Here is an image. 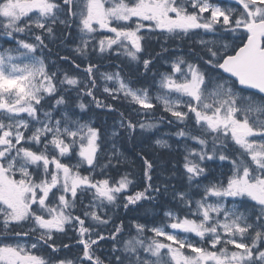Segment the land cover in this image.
Returning <instances> with one entry per match:
<instances>
[{
	"label": "snow or ice",
	"instance_id": "obj_1",
	"mask_svg": "<svg viewBox=\"0 0 264 264\" xmlns=\"http://www.w3.org/2000/svg\"><path fill=\"white\" fill-rule=\"evenodd\" d=\"M232 2L236 7L213 0H0V34L17 44L0 52V264H76L71 259L50 261L33 251L47 246L56 252L55 233H64L67 225H78L77 243L83 246L79 264H103L93 245L105 237L96 233L93 239L94 229L85 226V219L107 224L98 209L105 202L115 204L133 183L129 174L116 181L96 179L95 170L100 168L98 174L103 176L111 157L119 163V152L113 145L111 157L101 164L100 130L73 119L65 96H57L60 86L67 85L64 91L75 87L91 97L96 107L114 110L94 95L96 65L84 69L89 79L80 88L82 82L67 73L57 81L38 53V48L47 47L45 34L55 38L57 25L71 29L74 24L80 33L76 54L86 56L95 34L104 30L111 35L96 41L94 51L118 55L122 51L137 62L144 51V29L171 35L203 30L215 37L199 41L204 55L198 59L204 68L177 58L172 71L161 75L162 92L155 97L177 121L184 123L191 116L199 131L197 135L180 129L175 135L200 146L186 149L183 163L189 186L195 182L198 190L203 188L200 199L194 201L189 192L173 190V199L187 213L165 212V222L148 229L153 236L147 244L141 238L145 225L137 224L138 235L124 243L128 255L116 256V264H264V0ZM33 29L40 30L34 34L35 42L17 39V34L33 33ZM224 35L233 37L232 45ZM142 63L147 70L152 61L143 59ZM103 78L118 85L103 89L113 99L122 94L142 110L155 107L147 88L134 89L119 73H105ZM236 85L241 89L236 90ZM245 90L256 91L244 94ZM53 96L55 105L42 110L46 97ZM62 105L65 110L57 118L53 112ZM77 106L87 108L83 102ZM119 127L131 134L137 124L125 122L121 113ZM138 127L144 130L155 125L140 123ZM119 135L118 130L112 132L113 137ZM155 143L169 147L166 141ZM229 144L238 149L235 155L229 154ZM73 157H78L74 164ZM141 158L147 183L142 191L125 197V208L154 200L152 193L161 192L151 182L153 163ZM215 160L228 162V173L202 185L201 178L207 179L209 172L204 162ZM84 166L88 174L81 172ZM164 191H168L167 184ZM85 193H91L92 199L82 218L73 211ZM228 198L231 206L225 203ZM28 222L27 231L11 230ZM119 232L117 227L110 238L115 240ZM21 237L32 242H9Z\"/></svg>",
	"mask_w": 264,
	"mask_h": 264
},
{
	"label": "trees",
	"instance_id": "obj_2",
	"mask_svg": "<svg viewBox=\"0 0 264 264\" xmlns=\"http://www.w3.org/2000/svg\"><path fill=\"white\" fill-rule=\"evenodd\" d=\"M160 41H146L143 43L144 51L140 53V61L135 63V67L130 61H123L119 58H113L110 54L105 53L94 56L79 57L71 56L68 54H60L59 51H55L56 59H58L63 66L60 70H68L79 75L82 80L80 88L84 87V84L88 81V75L84 69L88 64L96 65L94 69V77L96 80V89H100V79L98 77L99 71H104L116 67L122 71L126 79H129L135 86H142L146 84H152L156 76L161 70H163L161 58L164 57L162 49L159 45ZM186 44V43H184ZM51 46V44H50ZM52 47V46H51ZM52 51V48H49ZM187 52L197 53L194 49L188 50ZM61 57H69L70 59L65 61ZM143 59H150L152 63L149 68L145 70L143 66ZM74 62V63H73ZM75 65H80L79 68H76ZM67 87V86H66ZM90 87V85H89ZM78 92V89L70 90L69 93L73 94ZM82 93V92H78ZM82 95H84L82 93ZM96 97L102 101L104 104H111L114 110H109L107 108H98L95 103L90 100H87L84 97V102L88 107V113L84 115L85 120L92 121L94 127L98 128L101 132L103 139L110 140L112 138L111 131H108L106 127L108 126L111 130V127L116 126L117 118H121V113H123V118L131 120L133 123L137 124V119L132 117L131 110L126 107L121 108L120 104L116 100L107 99L105 95L97 93ZM119 101V100H118ZM77 101H73L72 104L75 105ZM47 106V100L43 102V108ZM169 122L163 115H156L154 120L162 121L163 124L168 125L169 123V137L174 141L178 139L185 140L184 146L188 148L190 146V140L184 137H178L175 133L180 129L190 130L194 134H199L198 130L194 131V121L189 117V119L181 123L176 120V118L171 115L168 116ZM171 121V123H170ZM197 134V135H198ZM209 139V148L211 147V137ZM172 140V141H173ZM173 141V143H174ZM120 143L122 150L125 151L127 159L131 160L130 166L125 162L123 163H111L110 167L104 169V175H99L97 172L95 175L96 179L109 178L112 181L119 180L121 176L129 174V179L133 181L129 188L123 193L119 194L117 202L115 204L106 203L108 212L104 215L108 220L107 224H97V222L90 219H85V226L91 227L94 229L92 238L96 239V233L104 236L105 239L98 240L97 244L93 245L95 255L97 257H102L103 254L111 256L110 264H116L115 257L121 256L120 253L123 252V244L129 236L136 237L137 229L136 226L129 223L128 220L135 219L146 222L148 220L157 219L155 214L157 211L164 208H168L173 212L183 216L187 213L186 209H183L180 206V203L177 200L173 199L172 192L173 190L181 191H190L189 182L187 180V175L183 169L184 156L186 152H181L179 150H159L150 145V142L146 137L139 135H130L128 132L122 130L120 134ZM233 144H229L228 152L231 155H235L238 150ZM174 148V147H172ZM146 157L150 160L154 167L152 169V184L153 186H159L161 188L160 193L153 192L152 195L156 198L154 200H142L135 205H129L128 208L124 207L126 202L125 197L132 195L135 192L142 191L146 186L147 181L144 178V165L143 159L141 157ZM101 163H104L103 157L100 160ZM107 161H105V164ZM132 166V167H131ZM168 185V191H164V185ZM87 199L83 203L76 205L77 208L73 211V215H79L82 218L83 212L85 211V203L90 202L91 195L86 194ZM85 205V206H84ZM81 207V208H80ZM185 208V207H184ZM130 218V219H129ZM119 227L120 232L116 234V239H111V235L115 232V229ZM78 225H69L64 233H55L54 242L57 246V251L53 252L51 248L45 246L44 250L49 252L50 255H56L60 257L62 254L67 253L72 244L78 241L79 236L77 229ZM14 231H19V226H13ZM68 245L67 248H64L63 245Z\"/></svg>",
	"mask_w": 264,
	"mask_h": 264
},
{
	"label": "rangeland",
	"instance_id": "obj_3",
	"mask_svg": "<svg viewBox=\"0 0 264 264\" xmlns=\"http://www.w3.org/2000/svg\"><path fill=\"white\" fill-rule=\"evenodd\" d=\"M213 2H219V3H221V5L222 6H225V7H236V5L232 2V0H215V1H213ZM224 2V3H223ZM161 34L160 35H163L164 37H169L171 34H168V33H165V32H162V31H160V30H158ZM98 34H99V39L100 38H102V36L103 35H111L110 33H106L104 30H99L98 32H97ZM144 33H149V31L147 30V29H144V30H142V32H141V34L142 35H145ZM190 35H193L195 38L194 39H196L198 42L201 40V39H203V40H212L213 38H211V36L210 35H207V34H205V32L203 31V30H201V32H197V30H195L194 32H191V33H189L188 35H177L178 36V39L180 38V37H187V36H190ZM80 43V33L79 32H77V36H76V39L74 40V42L72 43V44H70L69 46H66V48L68 47V48H70V49H75L76 48V46L78 45ZM174 52H176V51H174ZM13 55H15L14 53H13ZM177 58H184L185 59V57L181 54V53H176V56L175 57H173V58H171L168 62H167V65H168V67H170V71L169 72H166V73H163V74H167V73H170L171 71H172V68H171V66H172V63L177 59ZM109 74H113V73H109ZM160 79H161V77L156 81V83H155V94H154V98L158 95V94H161V92H162V90H160L159 89V82H160ZM109 82H111V83H114L115 85H117L116 84V82L115 81H109ZM117 87H118V85H117ZM236 90H239V89H236ZM157 101V100H156ZM157 102H159V101H157ZM159 103H161V102H159ZM162 104V103H161ZM163 105V104H162ZM185 110V109H184ZM162 141H164V140H162ZM195 143V141H193V143H192V148H195L196 147V145L194 144ZM200 147V146H199ZM71 163H73L74 164V162H71ZM76 163V162H75ZM213 170H214V176L213 177H211V176H209L208 175V178L206 179V180H201V183H202V185L203 184H207L208 182H209V180H214V178H217V177H220V175H221V173H228V170H229V167H226V165H224L222 162H220L219 164H218V167H213ZM194 187H195V184H194ZM196 188V187H195ZM197 189V188H196ZM202 190H203V188L201 187L200 189H199V192L201 193L202 192ZM237 199H239V198H237ZM245 199H247V198H245ZM225 203H227L229 206H231V198H228L226 201H225ZM195 209V204L193 203V210ZM104 210V207L102 206L101 208H100V210H99V212L100 211H103ZM194 218V217H193ZM153 226H160V225H154V224H151V225H145V228H146V231H147V240H148V242H150V238L153 236V233L151 232V231H149L148 229H151ZM169 231H171L170 229H169ZM193 238L194 239H198V238H195L194 236H193ZM131 238H127V241L128 240H130ZM162 239V238H161ZM21 243H28V241H23V240H19ZM206 247H207V245H205ZM94 247V246H93ZM166 251V250H165ZM141 255H144V254H141ZM80 256H82V255H80V253L79 252H77V254H76V258H78V257H80ZM165 258H167V257H165Z\"/></svg>",
	"mask_w": 264,
	"mask_h": 264
},
{
	"label": "bare ground",
	"instance_id": "obj_4",
	"mask_svg": "<svg viewBox=\"0 0 264 264\" xmlns=\"http://www.w3.org/2000/svg\"><path fill=\"white\" fill-rule=\"evenodd\" d=\"M169 211V210H168Z\"/></svg>",
	"mask_w": 264,
	"mask_h": 264
},
{
	"label": "water",
	"instance_id": "obj_5",
	"mask_svg": "<svg viewBox=\"0 0 264 264\" xmlns=\"http://www.w3.org/2000/svg\"><path fill=\"white\" fill-rule=\"evenodd\" d=\"M256 91V90H255Z\"/></svg>",
	"mask_w": 264,
	"mask_h": 264
}]
</instances>
